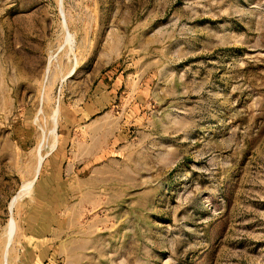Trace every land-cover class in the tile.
<instances>
[{"label": "rangeland", "instance_id": "374dc122", "mask_svg": "<svg viewBox=\"0 0 264 264\" xmlns=\"http://www.w3.org/2000/svg\"><path fill=\"white\" fill-rule=\"evenodd\" d=\"M52 222L65 264H264V0H0V264Z\"/></svg>", "mask_w": 264, "mask_h": 264}, {"label": "crops", "instance_id": "0c3cea01", "mask_svg": "<svg viewBox=\"0 0 264 264\" xmlns=\"http://www.w3.org/2000/svg\"><path fill=\"white\" fill-rule=\"evenodd\" d=\"M98 122V121H95ZM94 122L90 124L89 127L93 126ZM88 125H85L83 127L77 128L76 132H74V137L71 139L73 141V144L71 146V151L70 155L67 158V162L65 164L67 168V181L68 183H76V182H83V181H89V180H94V172H95V165L90 166V171L88 173V176L85 178H80L81 176L78 174L80 172V168L83 167L84 161L87 160L88 158V153L94 152V147L91 144H83V138L84 135H88L86 132V129ZM88 131V130H87ZM85 150L87 151V154H85ZM83 180V181H82ZM64 222H52L51 224L47 225L46 227V233H45V238H44V244L43 246H40L36 254H42L46 252V257H44V261H46V264H58L62 263L65 264L67 263L68 259V252H66V246L68 247L67 243L69 242L68 238L65 236V231L66 229L63 228ZM38 245V244H37ZM35 244V246L37 247ZM32 247H34L32 245ZM44 255V254H43ZM76 255V254H75ZM38 256V255H37ZM41 258V257H40ZM36 259H39V256L36 257ZM42 260V261H43Z\"/></svg>", "mask_w": 264, "mask_h": 264}, {"label": "bare ground", "instance_id": "6f19581e", "mask_svg": "<svg viewBox=\"0 0 264 264\" xmlns=\"http://www.w3.org/2000/svg\"><path fill=\"white\" fill-rule=\"evenodd\" d=\"M41 131H42V130H41ZM38 161H39V164H38V165H40V162H41V156H40V155H38ZM26 183L31 184V183H32V179L29 180V181L26 182Z\"/></svg>", "mask_w": 264, "mask_h": 264}, {"label": "water", "instance_id": "95a60500", "mask_svg": "<svg viewBox=\"0 0 264 264\" xmlns=\"http://www.w3.org/2000/svg\"><path fill=\"white\" fill-rule=\"evenodd\" d=\"M63 22H64V19H63Z\"/></svg>", "mask_w": 264, "mask_h": 264}]
</instances>
